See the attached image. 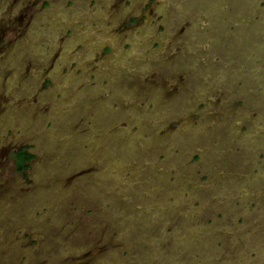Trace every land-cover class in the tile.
Masks as SVG:
<instances>
[{
    "label": "rangeland",
    "instance_id": "1",
    "mask_svg": "<svg viewBox=\"0 0 264 264\" xmlns=\"http://www.w3.org/2000/svg\"><path fill=\"white\" fill-rule=\"evenodd\" d=\"M0 264H264V0H0Z\"/></svg>",
    "mask_w": 264,
    "mask_h": 264
},
{
    "label": "trees",
    "instance_id": "2",
    "mask_svg": "<svg viewBox=\"0 0 264 264\" xmlns=\"http://www.w3.org/2000/svg\"><path fill=\"white\" fill-rule=\"evenodd\" d=\"M18 165L19 167H23L26 165V159H30L33 157V153L27 150L25 147L19 148L16 152Z\"/></svg>",
    "mask_w": 264,
    "mask_h": 264
}]
</instances>
